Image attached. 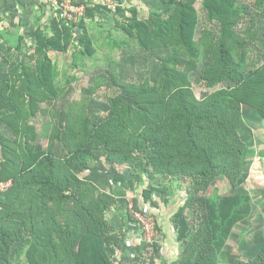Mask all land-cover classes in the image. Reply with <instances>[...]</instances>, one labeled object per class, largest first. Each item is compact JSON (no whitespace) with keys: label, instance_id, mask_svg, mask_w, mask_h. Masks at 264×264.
I'll list each match as a JSON object with an SVG mask.
<instances>
[{"label":"trees","instance_id":"trees-1","mask_svg":"<svg viewBox=\"0 0 264 264\" xmlns=\"http://www.w3.org/2000/svg\"><path fill=\"white\" fill-rule=\"evenodd\" d=\"M195 1L166 0L170 7L165 13L149 12L151 24L134 27L136 31L122 27L125 38L110 35L117 46L148 50L159 61L158 71L142 82L108 78V87L115 91L102 114L92 115L85 102L63 100L59 118L63 117L52 134L58 148L51 152L35 149L33 119L65 92L64 86L48 80L44 68L51 52L68 49L67 18L54 17L51 34H40L27 51L20 40L14 63L0 54V264L11 252L20 259L25 256L28 264H115L111 255L116 232L110 222L114 196L80 176L90 161H99L101 152L112 167L127 165L134 171L136 159L153 175L188 176L199 190L221 175L237 186L250 156L240 133L243 110L249 107L264 116V63L248 70L245 51H239L238 59L233 53L236 45L245 46L238 43L236 27L247 7L239 0H201L219 25V34L209 41L216 52L205 70L212 75L208 85L222 80L233 84L198 97L190 73L209 56L208 50L200 54L194 38ZM256 2L264 6V0ZM87 10L93 13L90 6ZM80 26L75 47L80 46V54L91 55L92 40L86 26ZM249 30L245 29L247 35ZM250 38L254 40V34ZM73 55L77 62L78 53ZM57 72L55 66V78ZM4 182L8 185L3 188ZM145 194L133 195L136 208L148 203ZM252 201L244 193L208 196L194 228L181 225L179 241L184 248L178 264H219L232 230L252 214ZM154 215L162 232L167 226L164 215ZM172 225L176 230L179 220L172 219ZM156 243L155 239L153 246ZM135 264L154 263L143 256ZM230 264H264V246L254 257L239 256Z\"/></svg>","mask_w":264,"mask_h":264},{"label":"rangeland","instance_id":"rangeland-1","mask_svg":"<svg viewBox=\"0 0 264 264\" xmlns=\"http://www.w3.org/2000/svg\"><path fill=\"white\" fill-rule=\"evenodd\" d=\"M239 4L248 9L245 15L238 18L236 27L238 43L244 42L245 46L236 45L233 53L238 59L239 51L244 50L248 70H256L264 63V6H257L256 0H239ZM88 6L93 8V13L87 10ZM169 7L166 0H0V54L12 63L20 53L16 48L19 41L24 45L23 50L27 51L41 35L51 34L54 17L59 20L66 17V25L70 27L71 38L66 45L68 49L51 52L45 63L48 80L56 87L57 82L59 86H64L65 92L57 96V103L45 104L35 115L33 123L37 132L36 150L51 152L58 148L52 134L55 125L62 120L63 115L59 118V105L66 98L85 102L88 110L95 116L108 109V97L115 91L114 87H108V78L112 80V75H116L122 82H142L156 74L159 68L156 56L137 45L133 49L117 46L110 40V35L114 39L125 38L126 31L122 27L136 31L134 27L143 23L151 24V10L165 13ZM194 7L197 12L194 38L200 54L208 50L209 59H200L199 68L190 73V78L196 95L203 97L233 83L222 80L214 87L208 85L212 75H207L205 70L216 52V46H212L209 41L219 34V25L202 8L201 0H196ZM81 23L86 26L88 37L92 40L91 55L80 54V46L75 47L80 39ZM253 34L255 38L251 40L250 36ZM74 51L79 56L77 62L74 61ZM55 66L58 69L56 78L53 74ZM243 115L245 123L240 128V133L249 146L250 156L248 166L236 187L221 175L206 189L199 190L192 187L188 176L153 175L144 171L136 159L132 160V166L136 168L134 171L127 165L112 167L104 152L100 153L99 161H90L89 167L80 176L93 181L115 199L110 220L116 232L112 239L115 251L111 255L115 264H135L143 256L150 257L154 264H178L184 248L179 241L181 225H191L193 229L192 225L197 223L206 198L227 193L249 194L254 206L252 214L232 230L227 244L218 256L219 264H230L239 256L246 260L258 254L264 246V116L249 107H245ZM0 130H3L2 125ZM1 161L0 150V169ZM3 184L6 182L2 183V187ZM142 192H146L153 213L164 215L167 223V229L165 227V230L160 231L154 246L153 242L146 241L129 211L133 195ZM172 219L179 220L180 226L176 230ZM190 237L188 232V238ZM5 264H28V261L25 256L20 259L11 252Z\"/></svg>","mask_w":264,"mask_h":264},{"label":"built area","instance_id":"built-area-1","mask_svg":"<svg viewBox=\"0 0 264 264\" xmlns=\"http://www.w3.org/2000/svg\"><path fill=\"white\" fill-rule=\"evenodd\" d=\"M8 184H3L6 187ZM132 201V202H131ZM129 204V211L134 220L141 228V233L147 242H153L160 234L157 228V220L153 214L152 208L149 203H144L140 208H136L133 199ZM154 239V240H153ZM153 240V241H152Z\"/></svg>","mask_w":264,"mask_h":264}]
</instances>
